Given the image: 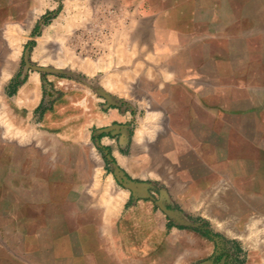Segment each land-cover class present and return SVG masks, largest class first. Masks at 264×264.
I'll use <instances>...</instances> for the list:
<instances>
[{
    "label": "crops",
    "instance_id": "crops-1",
    "mask_svg": "<svg viewBox=\"0 0 264 264\" xmlns=\"http://www.w3.org/2000/svg\"><path fill=\"white\" fill-rule=\"evenodd\" d=\"M91 1L89 62L0 63V264H264V0Z\"/></svg>",
    "mask_w": 264,
    "mask_h": 264
},
{
    "label": "rangeland",
    "instance_id": "rangeland-1",
    "mask_svg": "<svg viewBox=\"0 0 264 264\" xmlns=\"http://www.w3.org/2000/svg\"><path fill=\"white\" fill-rule=\"evenodd\" d=\"M9 2L11 4L8 7L0 6V63L3 64L5 72L2 70L3 82L7 75L17 73L18 67L22 65L21 52L24 46L30 49L27 61L35 66L63 71L61 74L63 76L69 71L64 69L65 67H73L76 63L91 60L92 55L89 52L83 54L80 52L82 45L90 47L95 42L92 34L94 32L96 35V26L92 27L90 20L94 10L91 0H63L61 5L56 0H9ZM15 7L19 10V20L2 21L4 17L8 18L10 15L8 9H11V12ZM43 12L44 27L40 26L39 31L36 29L33 35L32 28ZM83 23L87 24V27L82 29L80 27ZM45 75L40 74L39 77L47 84ZM104 85L106 86V82Z\"/></svg>",
    "mask_w": 264,
    "mask_h": 264
},
{
    "label": "bare ground",
    "instance_id": "bare-ground-1",
    "mask_svg": "<svg viewBox=\"0 0 264 264\" xmlns=\"http://www.w3.org/2000/svg\"><path fill=\"white\" fill-rule=\"evenodd\" d=\"M8 42H9V40H8ZM18 49V48H17ZM16 49V50H17ZM92 66V65H91ZM95 67H96V65H94ZM94 67V68H95ZM92 68V67H91ZM3 72H4V70H3ZM5 73V72H4ZM4 73H2V74H4ZM8 76V75H7ZM112 84H113V82H112ZM115 84V83H114ZM113 84V85H114ZM113 85H111L110 86V82H106V86H108V87H110V88H112V86ZM113 87H115V86H113ZM116 88V87H115ZM1 102V101H0ZM6 116V115H5ZM4 116V114L2 113V114H0V124L4 127V130H5V133H7V135L8 136H15L16 137V135H18L19 136V134H20V132L19 133H17V132H15V133H12V124L9 122V120L7 121V119H6V117ZM154 117H155V114L153 115V114H149L147 117H146V119H145V125L143 126L144 128L139 132L141 135H143V134H148V136H149V133L147 132V130L146 129H148V130H150L151 129V127L150 128H146L147 127V124H150L151 122V120H153L154 119ZM150 122V123H149ZM153 123V122H152ZM155 123H156V121H155ZM154 123V124H155ZM157 124V123H156ZM151 125V124H150ZM151 126H153V124L151 125ZM149 127V126H148ZM153 127H155V126H153ZM153 129V128H152ZM151 129V130H152ZM4 132V131H3ZM153 132V131H152ZM14 134V135H13ZM32 134V133H31ZM152 135H153V133H152ZM151 135V136H152ZM29 136H30V133H29ZM7 137V136H6ZM24 137V136H23ZM150 137V136H149ZM28 138V137H27ZM141 139V138H140ZM22 139H20V141H21ZM137 141V140H136ZM99 175V174H98ZM111 187V186H110ZM97 188V187H96ZM109 188V187H108ZM103 197V196H102ZM109 206V205H108Z\"/></svg>",
    "mask_w": 264,
    "mask_h": 264
},
{
    "label": "water",
    "instance_id": "water-1",
    "mask_svg": "<svg viewBox=\"0 0 264 264\" xmlns=\"http://www.w3.org/2000/svg\"><path fill=\"white\" fill-rule=\"evenodd\" d=\"M24 61L25 62L27 61L26 58L24 59ZM30 67L32 69H34L35 71H38V72H45V73L48 72V73H54V74H60L61 73L59 70L56 71V70H53V69H50V68H46V67H39V66H33V65L32 66L30 65ZM62 73H64V72H62Z\"/></svg>",
    "mask_w": 264,
    "mask_h": 264
}]
</instances>
